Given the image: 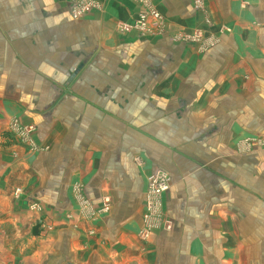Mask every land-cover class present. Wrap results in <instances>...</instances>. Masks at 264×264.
I'll list each match as a JSON object with an SVG mask.
<instances>
[{
	"label": "crops",
	"instance_id": "crops-1",
	"mask_svg": "<svg viewBox=\"0 0 264 264\" xmlns=\"http://www.w3.org/2000/svg\"><path fill=\"white\" fill-rule=\"evenodd\" d=\"M99 1L0 0V264H264V0Z\"/></svg>",
	"mask_w": 264,
	"mask_h": 264
},
{
	"label": "built area",
	"instance_id": "built-area-1",
	"mask_svg": "<svg viewBox=\"0 0 264 264\" xmlns=\"http://www.w3.org/2000/svg\"><path fill=\"white\" fill-rule=\"evenodd\" d=\"M71 5V13L74 17L82 16L85 13L91 12L93 10H101L102 5L99 0H68ZM142 10L138 11L136 18L130 22H119L118 29L122 32L131 30L135 28L141 32H146L148 30V23L150 20L160 21L162 15L158 12L155 6L154 0H139ZM197 6L203 5V0H196ZM178 40L185 42H198L201 38H205L199 30H194L191 32H183L176 36ZM211 38L206 37V43L203 46L204 49L213 42L210 41ZM17 133L21 137H26L32 131L30 126H17ZM147 186L145 190V211L143 214V228L139 231V236L142 239H147L151 232L156 228H168L170 226L169 219L164 216L163 209L160 208L162 193L170 186L171 181L167 173L161 170L152 171L147 177ZM16 193L20 192L17 188ZM86 205V204H83ZM31 207H38L36 203H32ZM103 210L107 209V204L103 205Z\"/></svg>",
	"mask_w": 264,
	"mask_h": 264
},
{
	"label": "rangeland",
	"instance_id": "rangeland-1",
	"mask_svg": "<svg viewBox=\"0 0 264 264\" xmlns=\"http://www.w3.org/2000/svg\"><path fill=\"white\" fill-rule=\"evenodd\" d=\"M208 38H211L210 41L213 42V41H212V37H209V36H208ZM205 41H206V37L200 39L199 42L201 43V46H204V45H205V43H206Z\"/></svg>",
	"mask_w": 264,
	"mask_h": 264
}]
</instances>
